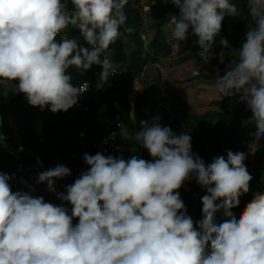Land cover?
<instances>
[{
  "label": "clouds",
  "instance_id": "9594fccd",
  "mask_svg": "<svg viewBox=\"0 0 264 264\" xmlns=\"http://www.w3.org/2000/svg\"><path fill=\"white\" fill-rule=\"evenodd\" d=\"M129 0H0V84L15 82L27 102L52 113L67 112L87 87L73 86L69 69L81 74L102 67L96 87L120 69L105 53L122 35ZM179 11L167 28L174 40L198 37L207 64L225 16H239L232 0H162ZM250 23L238 49L226 38L222 48L232 57L214 84L223 97L238 96L251 112L256 139L264 138V0H246ZM78 29L88 46L67 37ZM131 31V29H128ZM141 120L134 139L152 160L137 155L85 153L87 170L58 192L56 181L71 175L64 165L42 171L37 183L58 200L12 191V176L0 173V264H264V192H256L239 218L232 209L249 192L252 176L246 154L226 150L211 163L192 151L191 136L169 126ZM2 139V137H0ZM38 164L41 162L38 160ZM42 166V164H41ZM195 179L202 218L187 214L179 189ZM21 183H26L21 181ZM224 218L218 221L217 214ZM77 220V223H73Z\"/></svg>",
  "mask_w": 264,
  "mask_h": 264
},
{
  "label": "trees",
  "instance_id": "16d2710c",
  "mask_svg": "<svg viewBox=\"0 0 264 264\" xmlns=\"http://www.w3.org/2000/svg\"><path fill=\"white\" fill-rule=\"evenodd\" d=\"M239 9V16H225L222 21L220 34L215 38V53H226L224 63L220 62L218 55L212 59L217 66V73L213 75L198 74L196 78L206 81H216L232 59L228 53L230 49L222 48L220 39L226 38L233 49H238L243 42L250 18L247 14L246 0H232ZM68 9H72L70 0H65ZM148 6V10L144 7ZM178 9L171 3L164 4L162 0H151L144 3L142 0H129L125 7L127 22L121 27L122 35L110 45L105 53L109 60L117 65L120 75L109 78L103 87L97 88L98 81L93 77L99 65H93L89 70L81 74L74 67L69 69L73 86L80 87L88 83V91L83 101L78 97L77 104L67 112L52 113L50 106L43 110L39 106H32L27 102L23 93L16 92L15 87L8 89L7 85L0 84V173L10 175L11 171L22 162L30 167L22 180V190L30 192L33 196L48 193L46 183H37L38 174L42 171L54 168L58 162H63L72 171L80 170L85 153L95 155V144L109 131L116 128L115 117L117 112L111 106L110 95L113 93L121 105V133L118 139L120 150H112L109 155L123 156L126 160L132 155H137L145 160H152L146 149L134 139V135L141 129L140 121L152 122L159 116L162 126H169L174 134L185 133L191 136L192 151L197 153L205 163H211L214 157L224 155L226 150L243 152L246 154L244 161L252 180L249 184V192L240 197L238 207L232 209L237 219L241 215L245 205L251 201L253 194L264 192V141L254 152L255 160L252 162L248 156L247 142L254 139L251 132L254 127H248L244 123L249 121L251 112L245 105L234 106L236 96L214 99L210 102L209 109L203 112L191 111L188 107L185 95L172 94L174 99H179L177 118H171L168 110L157 108V103L152 96L146 94L147 88L145 74L153 70L156 72L155 81L158 93L166 91V84L162 83L161 72L156 64L162 67V62L172 57V44L178 43L179 58H186L188 51L200 50L196 43L198 37L191 34L185 41H177L169 38L166 27L170 15H178ZM131 29V31H128ZM142 34L146 40L142 39ZM67 37L76 39L82 46H88L79 30L69 26L57 40ZM163 68V67H162ZM138 82L143 86L134 93V84ZM168 91V90H167ZM134 93V94H133ZM108 105L103 113L102 107ZM43 118L41 126L38 122ZM17 132V136L13 133ZM19 145L23 146L21 160H16L19 153ZM41 164H38L37 161ZM88 167V166H87ZM87 170V168L85 169ZM84 170V171H85ZM21 180V181H22ZM62 179L56 181L58 185ZM71 180L69 184L73 183ZM12 188V179L9 181ZM262 186L255 190V186ZM184 201L187 214L194 221L202 218L201 197L206 190L199 186L195 179L186 181L178 190ZM51 203L60 205L61 201L54 194ZM71 205L69 204V214ZM218 221L224 218L217 214ZM77 221V220H76ZM78 222V221H77ZM74 223V222H73ZM75 224V223H74Z\"/></svg>",
  "mask_w": 264,
  "mask_h": 264
},
{
  "label": "rangeland",
  "instance_id": "374dc122",
  "mask_svg": "<svg viewBox=\"0 0 264 264\" xmlns=\"http://www.w3.org/2000/svg\"><path fill=\"white\" fill-rule=\"evenodd\" d=\"M144 3H148L151 0H142ZM167 35L169 38L171 36V29L166 27ZM163 67V78L162 83L166 84V91L158 93L155 90L158 88V83L155 81L156 72L151 70L145 74L147 88L146 94L152 96L157 103V108H165L169 111L171 118H177L178 113V102L179 99H174L172 94L185 95L188 101V107L191 111L203 112L210 107V102L214 99H220L221 94H219L215 88L214 84L216 81H206L203 78L198 79L196 76L200 73L205 75H213L217 73V66L213 61L205 64L204 62L198 61L193 56H188L186 58H179L178 56H172L167 58L162 62ZM15 87V82H9L7 85L8 89ZM143 86L140 83L135 82L134 93L139 91ZM168 90V91H167ZM133 93V94H134ZM234 106L245 105L239 101V97L236 96L233 101ZM104 110L101 109L100 113ZM43 118L38 122V126H41ZM248 127H254L255 125L245 122ZM255 132V131H254ZM251 132V135L254 133ZM264 141V138L254 139L247 142L246 146L248 148L249 159L254 162L255 155L254 152L257 147ZM262 186H255V190L261 188ZM53 193L37 194L35 196H43L46 202L51 203V198Z\"/></svg>",
  "mask_w": 264,
  "mask_h": 264
},
{
  "label": "built area",
  "instance_id": "2783aa9c",
  "mask_svg": "<svg viewBox=\"0 0 264 264\" xmlns=\"http://www.w3.org/2000/svg\"><path fill=\"white\" fill-rule=\"evenodd\" d=\"M149 7L148 6H145L144 7V10H148ZM142 39L145 41L146 40V36L144 34H142ZM232 46V45H231ZM178 50H179V45L178 43H173L172 44V55L173 56H176L178 54ZM198 51H192V50H189L188 51V55L190 56H193L195 57L198 61L200 62H203L201 60V58L199 57L198 55ZM213 52L215 53V49L213 48ZM156 67L159 68L161 70V72H163V68L159 65V64H156ZM102 72V69L101 70H97L94 72L93 74V77L99 81V74ZM123 71L120 70V72H118L117 74L111 76L110 78L112 77H115L117 75H120ZM87 83V82H86ZM88 84V83H87ZM83 87H87V85L85 83H83L82 85ZM88 91V88L85 92H83L80 96H79V100L80 102L84 100L85 98V95ZM110 99H111V106L115 109V111L117 112V115L115 117V122H116V128L107 132L96 144H95V148H96V151L97 152H101L103 153L104 155H109L110 152L114 149V150H120V145L118 144V139H119V136H120V133H121V125H122V120H121V116H120V112H121V105L120 103L116 100L115 98V95L113 93H111L110 95ZM80 102L77 104V107L80 106ZM108 105H104L102 107V109L105 111L106 108H107ZM15 136H17V132H14L13 133ZM23 146L22 145H19V153H16L15 155V159L18 161V160H21V152L23 151ZM64 165L66 166L65 163L63 162H58V165ZM67 167V166H66ZM87 168V165L85 162H83L80 170L78 171H75V172H72L71 171V175L68 176V177H65L62 179V181L56 185V189L58 192H63L65 191V186L68 185V183L71 181V180H75L81 172H83L85 169ZM30 170V167H26L22 162L18 163L17 166L11 171L10 173V176H12V191L15 192V191H23L22 190V186H21V180L23 178V176L28 173ZM46 191L48 193H51L47 190V187H46ZM54 194V193H53ZM61 204H64V206L66 208L69 209V204L66 203V202H62L61 201ZM74 223H77L76 220L73 221Z\"/></svg>",
  "mask_w": 264,
  "mask_h": 264
},
{
  "label": "crops",
  "instance_id": "0c3cea01",
  "mask_svg": "<svg viewBox=\"0 0 264 264\" xmlns=\"http://www.w3.org/2000/svg\"><path fill=\"white\" fill-rule=\"evenodd\" d=\"M246 126H247V124L246 123H244ZM254 128H255V126H254ZM255 131H256V129H255Z\"/></svg>",
  "mask_w": 264,
  "mask_h": 264
}]
</instances>
